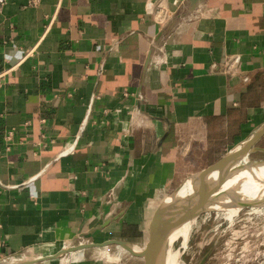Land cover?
<instances>
[{"label":"crops","instance_id":"0c3cea01","mask_svg":"<svg viewBox=\"0 0 264 264\" xmlns=\"http://www.w3.org/2000/svg\"><path fill=\"white\" fill-rule=\"evenodd\" d=\"M263 86L264 0H7L0 263L55 264L81 239L145 246L190 157L262 127Z\"/></svg>","mask_w":264,"mask_h":264},{"label":"rangeland","instance_id":"374dc122","mask_svg":"<svg viewBox=\"0 0 264 264\" xmlns=\"http://www.w3.org/2000/svg\"><path fill=\"white\" fill-rule=\"evenodd\" d=\"M261 95L264 101V86L261 87ZM232 148L225 145L221 149L209 150V153L198 151L196 155L190 157L189 171L159 206L158 220L169 219L182 208L183 205L178 203L170 208L169 200L174 199L186 181L221 162L235 150ZM245 157L249 164L263 163L264 137ZM237 164L245 165V162L241 159ZM260 205L262 206L257 209L249 205H246V208L244 206L238 208V212L231 219L224 212L202 213L195 220L186 243L183 235L171 244L167 243L168 245L161 253L163 254L162 263L170 264L174 257L176 264H264V201ZM88 243L96 242L81 239L64 244V247ZM132 247L134 252H142L145 246L133 244ZM59 259L55 264H144L141 258L133 257L120 245L79 250V252L62 255Z\"/></svg>","mask_w":264,"mask_h":264},{"label":"bare ground","instance_id":"6f19581e","mask_svg":"<svg viewBox=\"0 0 264 264\" xmlns=\"http://www.w3.org/2000/svg\"><path fill=\"white\" fill-rule=\"evenodd\" d=\"M238 147L235 149L239 150ZM242 160L245 162V165L236 163L230 167L229 165L231 162L226 161L216 169L208 172L204 177L197 175L193 177V179L191 178L186 181V183L180 187L174 199L169 200L170 205L167 202L170 208L177 203L178 205L184 206L188 203L190 204V202L192 203L202 198H208L213 189L219 187L220 189L217 195L212 197L207 205L193 212L190 221L169 238V244L181 235L184 236V241L186 243L190 237L189 233L195 220L202 213H207L208 211L224 212L227 214L228 218L231 219L232 216L238 212V208L249 205L257 209L262 206L260 203L264 201V161L263 163L249 164L245 156ZM165 220L166 219L163 218L159 222L158 233L160 235L168 228L166 224L162 222ZM162 255L163 254L155 258V264H164V262L162 263ZM175 261L176 259L173 257L170 264H176Z\"/></svg>","mask_w":264,"mask_h":264},{"label":"water","instance_id":"95a60500","mask_svg":"<svg viewBox=\"0 0 264 264\" xmlns=\"http://www.w3.org/2000/svg\"><path fill=\"white\" fill-rule=\"evenodd\" d=\"M191 2L192 5L195 7L198 4H200L202 0H191ZM263 137H264V124L256 134H254L249 140L244 142L242 146L240 145L241 147L240 146L238 147L239 150L235 149L231 151L221 162H218L213 166L207 168V170L201 172L198 176L204 177L205 175H207L208 172L216 169L219 165H221L226 161L231 162V164L229 165L230 167L233 166V164H236L238 161L244 158V156H247L253 150V148L262 140ZM219 189L220 187L213 189L210 196H208V198H202L201 200L192 203L190 202V204L188 203L182 206V208L178 212H176L175 215L171 216V218L166 219L165 221H162L168 227L166 231L162 233V235L158 233V225L160 221L158 220V211H157L156 215L154 216L150 224L151 227L149 231L148 241L146 242L145 247L141 253L134 252L132 245H130L129 243L123 240L112 239V240H106L104 242L79 244L78 246L67 247L61 250L60 253H58L57 255L46 257L44 259L45 260L56 259L64 254L79 252V250H84V249H98V248L108 247L109 245H120L133 257L136 256L141 258L144 264H155L154 263L155 258L159 257L162 251L166 248V246L168 245L167 243L169 241V238H171V236L175 232H177L178 229H180L182 226H184L186 223L190 221L191 215L193 214L194 211L198 210L204 205H207L208 202L211 201L212 197L217 195ZM38 262L39 261H34L33 263H38ZM26 263L27 262H23L21 264H26Z\"/></svg>","mask_w":264,"mask_h":264},{"label":"built area","instance_id":"2783aa9c","mask_svg":"<svg viewBox=\"0 0 264 264\" xmlns=\"http://www.w3.org/2000/svg\"><path fill=\"white\" fill-rule=\"evenodd\" d=\"M6 1L7 0H0V10L4 7V5L6 4ZM156 8L157 9L159 8L160 11H162L161 7H156ZM161 15L164 17V19H166L167 17H170V14L168 15L167 12ZM160 23H162V21ZM241 64H242V59L240 56L229 57L228 60L225 62V70L228 74L235 76L239 73ZM15 134H16V129L6 131L4 136H5V143L7 146L6 147L7 150L12 149V147L15 145V143L13 142ZM75 149H76V143L70 146L67 150L63 151L62 154H68L70 152H73ZM30 181H32V179H30L28 182ZM11 261H13V259L5 258L3 262L0 264H9Z\"/></svg>","mask_w":264,"mask_h":264}]
</instances>
